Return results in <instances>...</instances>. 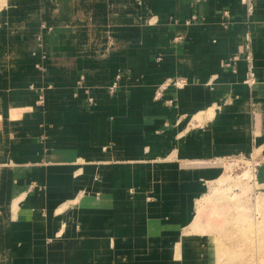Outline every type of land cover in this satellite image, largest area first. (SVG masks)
Masks as SVG:
<instances>
[{
	"label": "crops",
	"instance_id": "obj_1",
	"mask_svg": "<svg viewBox=\"0 0 264 264\" xmlns=\"http://www.w3.org/2000/svg\"><path fill=\"white\" fill-rule=\"evenodd\" d=\"M234 157L264 200V0L0 11V264H200Z\"/></svg>",
	"mask_w": 264,
	"mask_h": 264
},
{
	"label": "rangeland",
	"instance_id": "obj_2",
	"mask_svg": "<svg viewBox=\"0 0 264 264\" xmlns=\"http://www.w3.org/2000/svg\"><path fill=\"white\" fill-rule=\"evenodd\" d=\"M17 1L0 0V11L10 10ZM251 162L245 157L220 161L222 174L200 199L196 223L201 227L200 258L205 259L200 264H264V200L258 197ZM201 166L207 170L200 175L211 173Z\"/></svg>",
	"mask_w": 264,
	"mask_h": 264
},
{
	"label": "built area",
	"instance_id": "obj_3",
	"mask_svg": "<svg viewBox=\"0 0 264 264\" xmlns=\"http://www.w3.org/2000/svg\"><path fill=\"white\" fill-rule=\"evenodd\" d=\"M119 79H120V78H118L117 81L113 84V86L111 87V90H115V89L117 88V85H118V81H119ZM249 82H250V81H249ZM250 161L253 162V160H250ZM252 162H251V163H252ZM254 168H255V166L253 165V168H252V172H253V174H254ZM254 176H255V175H254ZM254 182L257 183L256 177L254 178Z\"/></svg>",
	"mask_w": 264,
	"mask_h": 264
},
{
	"label": "bare ground",
	"instance_id": "obj_4",
	"mask_svg": "<svg viewBox=\"0 0 264 264\" xmlns=\"http://www.w3.org/2000/svg\"><path fill=\"white\" fill-rule=\"evenodd\" d=\"M247 174V173H246Z\"/></svg>",
	"mask_w": 264,
	"mask_h": 264
}]
</instances>
